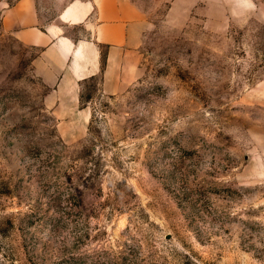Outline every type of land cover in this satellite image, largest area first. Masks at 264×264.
Returning a JSON list of instances; mask_svg holds the SVG:
<instances>
[{
    "label": "rangeland",
    "instance_id": "1",
    "mask_svg": "<svg viewBox=\"0 0 264 264\" xmlns=\"http://www.w3.org/2000/svg\"><path fill=\"white\" fill-rule=\"evenodd\" d=\"M132 1L121 92L64 108L0 0V264H264V0Z\"/></svg>",
    "mask_w": 264,
    "mask_h": 264
},
{
    "label": "crops",
    "instance_id": "2",
    "mask_svg": "<svg viewBox=\"0 0 264 264\" xmlns=\"http://www.w3.org/2000/svg\"><path fill=\"white\" fill-rule=\"evenodd\" d=\"M50 1L51 8L60 7L50 22L44 23L41 17L43 12H48V0H16L2 12L6 29L24 46L40 50L34 66L52 88L50 94L67 96V101L61 104L64 108L73 107L78 102L79 83L101 72L103 92L120 93L126 72L132 69L133 61L136 64L140 44V11L136 3L132 0ZM79 25L85 32V39L80 41L66 34L67 27Z\"/></svg>",
    "mask_w": 264,
    "mask_h": 264
}]
</instances>
